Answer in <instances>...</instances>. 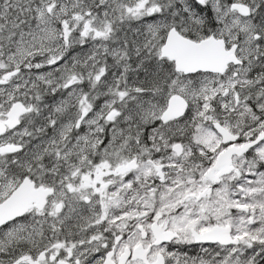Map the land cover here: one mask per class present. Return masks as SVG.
<instances>
[{"label":"snow or ice","instance_id":"1","mask_svg":"<svg viewBox=\"0 0 264 264\" xmlns=\"http://www.w3.org/2000/svg\"><path fill=\"white\" fill-rule=\"evenodd\" d=\"M0 264H264V0H0Z\"/></svg>","mask_w":264,"mask_h":264},{"label":"flooded vegetation","instance_id":"2","mask_svg":"<svg viewBox=\"0 0 264 264\" xmlns=\"http://www.w3.org/2000/svg\"><path fill=\"white\" fill-rule=\"evenodd\" d=\"M199 246H183V247H173L172 250L180 252H188L190 255H193V252H198L196 249Z\"/></svg>","mask_w":264,"mask_h":264},{"label":"rangeland","instance_id":"3","mask_svg":"<svg viewBox=\"0 0 264 264\" xmlns=\"http://www.w3.org/2000/svg\"><path fill=\"white\" fill-rule=\"evenodd\" d=\"M79 51H80V49L77 47L74 51H73V55H76V54H78L79 53ZM197 251H199V248H197L196 249ZM197 253V252H196Z\"/></svg>","mask_w":264,"mask_h":264},{"label":"trees","instance_id":"4","mask_svg":"<svg viewBox=\"0 0 264 264\" xmlns=\"http://www.w3.org/2000/svg\"><path fill=\"white\" fill-rule=\"evenodd\" d=\"M194 254L193 255H195L196 254V252H193Z\"/></svg>","mask_w":264,"mask_h":264}]
</instances>
